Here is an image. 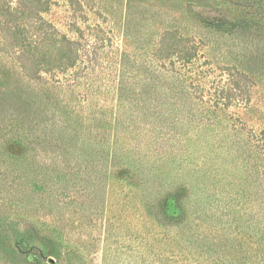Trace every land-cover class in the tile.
I'll use <instances>...</instances> for the list:
<instances>
[{
  "label": "trees",
  "instance_id": "16d2710c",
  "mask_svg": "<svg viewBox=\"0 0 264 264\" xmlns=\"http://www.w3.org/2000/svg\"><path fill=\"white\" fill-rule=\"evenodd\" d=\"M67 2L63 31L45 18L53 0H0L2 207H14L18 185L25 186V200L40 207L52 204L49 198L58 192L98 206V191L88 188L94 183L89 178L94 175L101 186L108 155L112 168L114 159L131 158L128 167L109 176L120 191L114 202L121 215L104 221L107 247L126 232L116 253H128V264H264V128L257 133L227 118L231 108H247L252 80L233 69L193 64L200 58L197 41L166 31L153 55L162 65L161 75H149L161 77V90L133 86L125 72L116 73V87L98 84L97 89V81L111 83L110 75L96 72L100 53L108 52L110 32L104 26L109 20L98 10L87 11L84 0ZM205 21L222 27L219 20ZM240 23L246 29L247 21ZM84 80L89 90L83 92ZM75 95L88 102L79 113L71 101ZM15 101L31 107L39 125L34 136L17 135L11 145L26 154L11 171L17 172L13 177L3 173L1 147L7 132L20 129L11 114ZM111 133L117 137L113 149L105 140ZM191 166L188 183L167 176ZM18 179L24 181L18 184ZM31 181L37 198L27 191ZM116 193L109 190L108 206ZM169 207H174L172 214ZM1 215L0 264H20L28 256L35 259L30 264H69L65 257L61 263L30 247L14 222Z\"/></svg>",
  "mask_w": 264,
  "mask_h": 264
},
{
  "label": "rangeland",
  "instance_id": "374dc122",
  "mask_svg": "<svg viewBox=\"0 0 264 264\" xmlns=\"http://www.w3.org/2000/svg\"><path fill=\"white\" fill-rule=\"evenodd\" d=\"M53 4L51 10L45 14V18L59 29L66 31L68 2L53 0ZM84 6L87 11L98 10L109 20V26H104L108 27L110 32L107 37L108 42L105 44L108 52L100 53L101 59L96 72L100 75H110L107 81L111 83L97 81L95 83L97 89L98 84L104 87L110 85L116 87L118 85L116 73L125 72L133 86L140 88L150 84L149 87L161 90V77L160 80L149 77L151 72L161 73L162 65L153 55L157 50L160 36L166 31L176 32L178 36L197 41L200 58L193 64L208 63L213 71L219 68L233 69L245 73L252 80L247 108L239 110L231 108L227 118L230 124L238 125L236 123L238 119L239 123L247 128H253L257 133L264 128V0H84ZM207 19L219 20L221 29L207 24L205 21ZM240 21H247L246 29L241 28ZM79 90L83 92L89 90L85 80L80 84ZM71 101L76 106L75 112L78 113L88 105V102H83V99L77 95L72 97ZM11 106L14 108L12 111L11 107V114L16 117V123L20 129L13 128L7 132L1 153L2 159L6 161L3 173L15 177L17 172L11 173V171L17 162L25 158L26 154L23 155L22 150L17 146L10 147L14 145L17 135H20V138L34 136V130L38 129V121L31 107L17 101ZM20 107H22L21 110H19ZM79 115L82 116V114ZM45 121L53 122L54 120L45 119ZM45 121L40 125L41 127L45 126ZM77 122L81 126V120L78 119ZM93 126L95 127V124ZM105 140L106 144L113 149L117 137L111 133ZM35 146L33 142L32 147ZM108 153L111 154V150ZM168 156L169 154H166V157ZM104 160L103 172L106 176L103 177L101 174L103 178L101 186L98 187L94 181V175L89 178L90 182H94L93 186L90 187V183L88 184V188L98 191V206L97 201L90 202L86 197L74 200V197H70L71 195L59 197L58 192L50 196L52 204L46 202L40 207L33 200L26 201L21 194L25 186L18 185V194L15 195V201L12 203L14 207L10 209L0 204V208L3 209L0 210L1 217L7 218L8 222L11 220L14 222L13 227L16 232L24 238L23 240L26 242L28 240L27 244L30 247L41 251L42 254L47 252L53 254L56 260L61 261L65 257L69 264H128V253H116L126 232L124 234L121 232L118 238H113V244L107 247L104 221L109 216L120 217L121 215V209L114 202L119 198L120 191L118 186H112L113 182L109 180V176L111 172L115 173L119 168L128 167V160H134L114 159L113 163L116 165L113 168L110 155ZM197 161L199 164L202 162L198 156H196V164ZM190 168L184 173H180L181 170L176 168V172L172 171L167 176L171 180H174L175 176H180L181 180H186L188 183V178L194 175V167ZM88 170L92 172L93 168L89 166ZM21 181L24 180L18 179V184ZM80 184L84 185V183ZM27 187L28 184L26 189ZM31 187H33L32 181L27 191L36 195L35 198H37L39 192L32 190ZM109 190L117 192L115 196H111L112 206H108L107 203ZM41 191L44 196L51 195L47 193L48 190ZM20 196L22 199H19ZM44 200L46 201V198ZM109 210L111 212H108ZM168 211L172 214L174 207H169ZM51 215L54 216V222L50 218ZM128 223H131V220H128ZM33 260H35L34 257L28 256L26 262L22 261L20 264H30L29 262H35Z\"/></svg>",
  "mask_w": 264,
  "mask_h": 264
}]
</instances>
